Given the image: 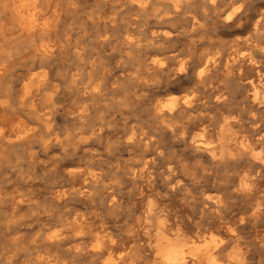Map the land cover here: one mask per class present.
<instances>
[{
    "label": "bare ground",
    "instance_id": "1",
    "mask_svg": "<svg viewBox=\"0 0 264 264\" xmlns=\"http://www.w3.org/2000/svg\"><path fill=\"white\" fill-rule=\"evenodd\" d=\"M101 1L104 4L115 3L114 16L90 15L89 19L92 23H101L105 26L117 20L126 3L140 10H144L150 4V0ZM171 3H173L171 6L173 5L176 10L183 7L181 6L182 2L179 0ZM191 3L190 0H187L185 4L190 6ZM237 3L240 4L234 7ZM245 4V0L201 1L202 9L205 12L209 9L216 17L224 16L221 21L223 25L242 21L239 14ZM77 5L78 0H0V162L7 157L12 148L27 144L35 138L44 154H47L50 150H58L59 153L55 156L56 161H62L68 166L63 173L65 183L54 187L51 192V199L54 202L65 206L73 201H90L92 203L91 201L97 193L96 190L99 188L102 191V199L99 204L113 209L119 204L117 188L115 189L109 179L108 181L105 179L104 172L93 168L91 165L82 167L75 160H65L71 147L74 151H77L88 146L91 141L100 138L103 133L102 126H88L85 124L84 119L87 115V107L85 106L86 108L84 107L76 116L82 126L80 125L79 130H76L75 135L72 132L73 136L67 134L62 137L60 136L61 133H58L55 129L58 111L56 101L62 90L64 80L67 82V87L80 90L85 95L95 96L101 91V84L91 78L97 67L95 60L85 61L83 58L84 48L73 39L74 29L63 30L62 28L68 15L76 11ZM150 6L152 7V5ZM259 13L260 15L253 25L255 31L253 34L258 33L260 26L264 23V13H261V11ZM188 16L191 17L190 14ZM165 17L163 20L168 19V16ZM162 26L164 25L162 24ZM166 33L167 31L159 37L165 40L169 39L171 34ZM98 38L102 44L110 40V36L106 31L99 34ZM133 39L129 34H126L121 38L120 44L122 46L135 44ZM149 42L148 45L153 47L154 42ZM161 48L164 47L161 46ZM68 49H71L72 54L78 58V63L75 65L69 64V69L65 73L57 71L55 73V65L59 57ZM130 51L128 49V53ZM210 52L209 54L204 53L205 55L200 57L193 65L190 61H184L182 58L183 61L180 64L178 63L179 65L175 71L176 79H184L192 83L198 91L206 90V86L211 83L212 74L220 65V58L210 55ZM178 53L180 54V52ZM240 55L239 57H231L226 63L227 67L241 69L246 63L249 67L253 66L255 62L253 55L246 59L243 56L240 57ZM86 59H88L87 56ZM164 64L165 62L162 61L158 65L159 69L162 70ZM142 79L144 78L142 77ZM253 83L254 81H251V84ZM219 96L212 98V101H203L202 98L196 96V104L194 103L195 95L189 96L180 105L173 103L175 102L173 101L164 106L165 108L157 106L156 114L159 117H164V115L173 116L175 113L183 115L196 105H205L211 102L217 106L223 102L226 103L227 100L223 101ZM257 96L258 93L255 92V97L257 98ZM84 105L85 102L82 106ZM217 113L219 115V112ZM236 116L238 115L236 114ZM255 117V114L251 117L252 122L256 121ZM193 118L196 121L199 119L194 116ZM216 122L218 121L216 120ZM235 126L234 121L226 120L218 123L215 128L202 126L196 134H193L194 125L163 120L159 124L158 130L179 137V140L189 148L196 159L197 166L194 165L193 168H188V164L182 159H176L175 155H173L175 159L169 158L168 153L165 152L167 158L159 145L157 132L134 126L129 129L123 141L125 147L139 150L138 153L131 156L130 162L128 161L129 165L125 170L127 179L131 183L139 182L153 185L158 181L170 193L181 191L190 193L191 198L193 197L192 200H199L203 209L216 218L222 236L215 239L213 238L214 235L211 234L210 240H205L199 245L196 240L186 237L178 224L176 225L172 223V220L170 221L171 218L169 219V214L165 211V208L157 207L152 201H148L146 203L147 212L146 214H139L138 221L148 222L151 224L153 231L144 230L143 233L141 232L144 240V244L141 245L137 230L130 228L126 234H121L122 230L117 231L114 224L104 219L97 220L92 214H87L85 211L78 209L77 204H73L56 220L55 223L59 228L47 235V244L62 248L65 256L45 255L40 260L36 259L37 261L29 264H250L249 257L251 258L250 255L252 254H250L249 249H252L253 246L248 249L243 245L244 242L242 243L238 236V228L245 224L259 223L258 225L261 224L264 229V195L262 193L257 195L258 184L264 179V131L261 133L257 129L259 124H256V130L260 131L259 137H254L255 139L245 137V139H242L237 136ZM249 136H251L250 133ZM96 152L97 150L93 153ZM4 197L6 198V196ZM10 199L15 206L14 209L29 202V199L21 192L11 194ZM186 200L188 201V199ZM236 200L243 202V211L240 217L238 216V221H231L230 218L227 219V216L234 210ZM210 215H208L209 218ZM256 264H264V260Z\"/></svg>",
    "mask_w": 264,
    "mask_h": 264
},
{
    "label": "rangeland",
    "instance_id": "2",
    "mask_svg": "<svg viewBox=\"0 0 264 264\" xmlns=\"http://www.w3.org/2000/svg\"><path fill=\"white\" fill-rule=\"evenodd\" d=\"M172 1L175 0H170V2L169 0H150V4L144 10L126 3L121 15L108 26L101 23H92L89 17L90 15L114 16L113 14L116 11L114 2L104 4L101 0H78L76 11L68 15L62 28L63 30L74 29L73 39L84 48L83 58L85 61L95 60L97 67L91 78L101 84V91L95 96L85 95L80 90L67 87V82L64 80L62 90L56 101L58 111L55 129L58 133H61L60 136L62 137L73 133L75 135L81 125L76 116L85 106L87 107H85L87 109V115L84 119L85 124L88 126L101 125L103 129L102 136L77 151H74L71 147L65 160H75L82 167L91 165L93 168L102 170L105 179L107 181L109 179L115 189L117 188L119 204L113 209L99 204L102 199V191L99 188L96 190L97 193L91 201L92 203L90 201H73L65 206L54 202L51 199V192L54 187L65 183L63 173L68 167L64 162L56 161L55 156L58 155L59 151L50 150L47 154H44L35 138L27 144L12 148L7 157L0 162V264H29L40 260L45 255L65 256L62 248L47 244V235L59 228L55 223L56 220L73 204H77L78 209L85 211L87 214H92L97 220L104 219L114 224L117 231L122 230L121 234H126L130 228L137 230L141 245L144 244L141 236L143 231H153L151 224L138 221L139 214H146V203L148 201H152L157 207L165 208V211L169 214V219L171 218L170 221L172 220V223L178 224L185 236L196 240L199 245L205 240H210L212 235L215 239L222 236L216 218L203 209L199 200H192L193 197L191 198L190 193L185 191L170 193L158 181L153 185L139 182L131 183L127 179L125 170L129 165L131 156L138 153L139 150L125 147L123 141L129 129L134 126L157 132L159 145L164 154L165 152L168 153L167 156L172 159H182L188 164V168H193L197 166L196 159L189 148L179 140V137L158 130V126L163 120L194 125L193 134H196L202 126L215 128L218 123L229 120L234 121L236 124L235 132L239 138L259 137V132L264 131V30L262 31L264 23L256 34H253L255 33L253 25L260 15L259 12L264 13V0H245V7L241 9L239 14L242 21L228 25L222 24L223 15L216 17L209 9V12H205L201 6L202 0H190L192 2L190 6L185 4L187 0H179L182 2L181 6L183 7L178 10L174 9L173 5L171 6ZM239 4L237 3L234 7ZM245 9L248 13L245 12ZM189 14L191 17L188 16ZM127 15L128 17H126ZM165 16H168L167 20H163V18H166ZM194 17L196 19H193ZM200 22L202 23L200 24ZM105 31L110 36V40L102 44L99 42L98 35ZM165 31H167L166 34H171V37L167 40L159 37ZM185 33L186 35H184ZM126 34H129L132 39L134 38L133 43L135 44L128 46L120 44L121 38ZM147 41H153L154 46L148 45L150 42ZM161 46L164 48H161ZM128 49L131 50L130 54ZM209 51H211L210 55L220 58V65L212 74L210 86L207 85L206 90L198 91L192 83L184 79H176V68L183 59L184 61H190L193 65L200 57L209 54ZM177 52H180V54H177ZM72 53V50L68 49L59 57L55 65V73H65L69 69V64L75 65L78 63V58ZM172 54H174L173 57ZM218 54L220 55L218 56ZM239 55L245 57V59L253 55L255 58L253 66L249 67L246 63L241 69L227 67V61L231 57H239ZM86 56L88 59H86ZM162 61L165 64L161 70L158 65ZM251 81H254V83L251 84ZM215 86L217 87L215 88ZM255 92L258 93L257 98ZM193 95H195V104L197 103L196 96L202 98L203 101H212V98L220 95L219 97L223 101H227L217 106L211 102L205 104L206 106L196 105L192 108L193 110L190 109L183 115L175 113L176 115L173 116L164 115V117H159L156 114L158 107H164L173 101H175L173 103L180 105L186 98ZM92 98L93 100H91ZM84 102L85 105L82 106ZM217 112H219V115ZM254 114L256 121L252 122L251 117ZM193 116L196 119L199 118L198 122ZM180 119L181 121H179ZM253 123L254 125H252ZM256 124H259L258 128ZM249 133L251 136H249ZM160 135L162 136L160 137ZM215 135L217 134L215 133ZM95 150L98 153H93ZM84 152H87V154ZM173 155H175V158ZM99 157L102 160L98 159ZM263 183L264 179L258 184L257 195H261V193L264 195ZM138 188L139 190H137ZM15 192L25 194L30 203L22 204L14 209L15 206L10 198L11 194ZM235 202L234 210L227 216V219L230 218L231 221H238L243 211V202L240 200ZM258 224L250 223L238 228V236L241 239L240 241L244 242L243 245L248 249L253 246L252 249H249L250 254H252L250 255L251 258L249 257L250 264H256L264 260V229L261 224Z\"/></svg>",
    "mask_w": 264,
    "mask_h": 264
}]
</instances>
